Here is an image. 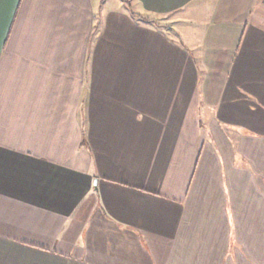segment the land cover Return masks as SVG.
Returning a JSON list of instances; mask_svg holds the SVG:
<instances>
[{
  "label": "crops",
  "instance_id": "1",
  "mask_svg": "<svg viewBox=\"0 0 264 264\" xmlns=\"http://www.w3.org/2000/svg\"><path fill=\"white\" fill-rule=\"evenodd\" d=\"M104 1L0 0V264H264V0Z\"/></svg>",
  "mask_w": 264,
  "mask_h": 264
},
{
  "label": "rangeland",
  "instance_id": "2",
  "mask_svg": "<svg viewBox=\"0 0 264 264\" xmlns=\"http://www.w3.org/2000/svg\"><path fill=\"white\" fill-rule=\"evenodd\" d=\"M104 2L107 3L108 8H110V9L111 8H121V7L126 9V7H129L130 5H132V3H130L131 2L130 0L128 1V3H130L129 6L126 5V1L125 0H105ZM207 5H209V4L208 3L206 5L203 4L201 8L200 7H197L194 12H192L193 11L192 10L188 14L182 15V17L184 18L183 19V22L189 24V25H186V26L182 25L183 30L186 29V28H189L190 29L191 28V24H192V23H190V21L194 22L195 20L199 24H195L194 23L193 26H197L198 29L201 28V24L199 22V19H202V18L203 19H207L211 15V14H209L210 11H209V7ZM133 8L136 11V7L133 6ZM131 10H132V8H131ZM187 19H189V21H187ZM202 30L204 31V26H203V29Z\"/></svg>",
  "mask_w": 264,
  "mask_h": 264
},
{
  "label": "trees",
  "instance_id": "3",
  "mask_svg": "<svg viewBox=\"0 0 264 264\" xmlns=\"http://www.w3.org/2000/svg\"><path fill=\"white\" fill-rule=\"evenodd\" d=\"M131 15H132V17H134L136 20H139V21H148L149 20L148 18L142 17L138 14L132 13ZM150 21H152V20H150Z\"/></svg>",
  "mask_w": 264,
  "mask_h": 264
}]
</instances>
